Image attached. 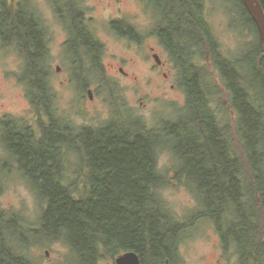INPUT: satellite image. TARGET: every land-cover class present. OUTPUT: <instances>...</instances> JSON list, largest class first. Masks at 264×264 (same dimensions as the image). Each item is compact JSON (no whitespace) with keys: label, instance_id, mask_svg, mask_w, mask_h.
I'll use <instances>...</instances> for the list:
<instances>
[{"label":"trees","instance_id":"1","mask_svg":"<svg viewBox=\"0 0 264 264\" xmlns=\"http://www.w3.org/2000/svg\"><path fill=\"white\" fill-rule=\"evenodd\" d=\"M163 1L156 34L177 65L186 115L146 130L124 118L97 127H74L58 119L44 31L26 0L17 6L0 0V41L18 47L23 59L18 80L35 116L29 124L8 121L1 126V142L41 206L40 229L30 232L63 242L79 264H100L129 251L138 255L140 264L173 263L184 224L176 220L162 195L168 181L158 170V154L168 150L177 161L173 180L194 194L196 219L214 225L222 252L233 248L237 264H264L260 36L238 0L245 25L257 36L254 50L243 58L247 67L242 68V59L228 60L220 54L201 14L202 0ZM60 2L59 9L52 0L63 23V8H73L67 24L70 35L78 39L74 59L81 64L77 50L83 48L93 69L90 73L95 74L103 47L80 27L78 5L72 0ZM259 2L264 11V0ZM72 42L73 38L67 46ZM201 57H207L210 72L195 62ZM213 76L216 84L211 88ZM220 100L227 106L224 122L217 118L215 104L212 107ZM4 230L15 235L7 239ZM20 233L17 222L0 211V264H30L14 249L15 243L25 246Z\"/></svg>","mask_w":264,"mask_h":264},{"label":"rangeland","instance_id":"2","mask_svg":"<svg viewBox=\"0 0 264 264\" xmlns=\"http://www.w3.org/2000/svg\"><path fill=\"white\" fill-rule=\"evenodd\" d=\"M5 1L7 5L17 6L21 0ZM26 1L27 9L35 14L44 31V45L49 55L47 65L51 72L49 83L57 97L58 119L74 127H97L124 118L139 122L146 130H153L186 115L183 111L186 98L177 65L167 48L161 43L157 46L154 39L148 37L151 32L156 34L160 27L163 0H72L80 11V27L103 47L100 69L95 74L90 73L93 69L83 56V48L77 50L83 62L77 64L74 59L78 39L70 35L67 24L71 22L73 8H63L65 24L60 21L52 0ZM60 1L54 0L59 9L62 8ZM240 9L238 0H202L203 20L220 54L228 60L244 61L243 58L254 50L252 47L257 39L245 25V15ZM135 28L140 30L138 36ZM72 38L69 45L73 48L67 46ZM150 48L155 49L165 64L159 72L167 75L166 80L160 73L150 70L153 63L151 56L147 58ZM19 53L17 45L3 46L0 41V211L20 227V235L26 243L23 248L15 243L14 249L30 264H79L63 242L47 240L44 235L30 232L40 229L41 206L1 142L2 123L13 121L25 125L32 123L35 117L24 86L18 80L23 68ZM195 62L201 67H209L207 72H210L207 57L197 58ZM119 67L127 76L118 71ZM246 67L247 61L242 62V68ZM213 78L214 81H209L211 88L216 84ZM217 89L220 90L218 85ZM223 100L211 103L212 107L215 104L220 122H224V107L227 109ZM176 166L177 161L168 150L159 152L158 170L168 181L161 189L162 195L176 220L184 224L176 257L169 264H237L233 248L228 254L222 252L214 225L208 220L196 219L198 203L194 194L186 185L173 180ZM68 172L72 176V171ZM4 232L7 239L15 235L11 231ZM100 264H114V260L104 259Z\"/></svg>","mask_w":264,"mask_h":264},{"label":"water","instance_id":"3","mask_svg":"<svg viewBox=\"0 0 264 264\" xmlns=\"http://www.w3.org/2000/svg\"><path fill=\"white\" fill-rule=\"evenodd\" d=\"M245 10L256 26L262 43L264 53V11L259 0H241ZM90 94V92H88ZM114 264H140L138 255L133 252H125L114 259ZM168 264V263H166Z\"/></svg>","mask_w":264,"mask_h":264},{"label":"flooded vegetation","instance_id":"4","mask_svg":"<svg viewBox=\"0 0 264 264\" xmlns=\"http://www.w3.org/2000/svg\"><path fill=\"white\" fill-rule=\"evenodd\" d=\"M243 5V4H242ZM244 7V6H243ZM139 31L140 30H136V28H135V35L136 36H138V33H139ZM155 31V30H154ZM148 37L151 39V38H153L154 39V43L158 46H160L161 44H160V41H159V39H158V36H156V34H155V32L152 34V32H151V34L150 35H148ZM122 40H124L123 38H122ZM132 43V42H131ZM150 50V53H149V55L147 54V58L149 59V57L151 56V59H153V63L151 62V61H149L150 63H152L151 64V67H150V70L152 71V72H156V73H160L159 72V70L163 67H165V64L164 63H162L161 62V60L159 59V56H158V54L157 53H155L154 51H155V49L154 48H150L149 49ZM118 71H120L124 76H127V74L123 71V68H121V67H119L118 68ZM161 74V77L164 79V80H166L167 79V75L165 74V73H160ZM170 88L171 89H173L174 88V86L173 85H171L170 86Z\"/></svg>","mask_w":264,"mask_h":264}]
</instances>
